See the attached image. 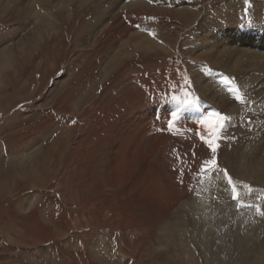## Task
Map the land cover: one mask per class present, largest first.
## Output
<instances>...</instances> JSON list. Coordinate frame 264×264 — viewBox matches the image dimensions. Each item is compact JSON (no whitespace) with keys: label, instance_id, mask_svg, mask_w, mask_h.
Segmentation results:
<instances>
[{"label":"rangeland","instance_id":"374dc122","mask_svg":"<svg viewBox=\"0 0 264 264\" xmlns=\"http://www.w3.org/2000/svg\"><path fill=\"white\" fill-rule=\"evenodd\" d=\"M252 22L264 25V0H0V264H243L237 243L253 255L244 264H264V203L242 191L264 183L226 168L264 153V125L253 116L264 118V52L252 59L256 67L242 69L221 44L194 45L208 28L217 42L229 29L239 37L262 33ZM139 35L167 48L129 50ZM254 44L264 42L257 37ZM156 106L174 108L177 118L134 144L129 130L148 129ZM244 124L262 135L254 139ZM167 135L162 154L155 141ZM56 140L62 157L54 159ZM206 140L219 144L213 155ZM213 159L216 167L205 166ZM158 164L177 182L181 166L193 172L189 208L214 179L231 187L229 195L206 194L215 207L228 202L235 212L201 219V245L188 227L180 243L172 230L173 213H188L200 237L187 204L147 206L152 177L143 169L150 165L176 197Z\"/></svg>","mask_w":264,"mask_h":264},{"label":"bare ground","instance_id":"6f19581e","mask_svg":"<svg viewBox=\"0 0 264 264\" xmlns=\"http://www.w3.org/2000/svg\"><path fill=\"white\" fill-rule=\"evenodd\" d=\"M251 25L252 26H256V27H262V29H261L262 33H258V32H255V31H248L247 34H241V37H239V36H237L235 34V31L237 29H229V30H227V37H225V35L222 33L220 35L221 42H217L216 37L212 36L213 32H212L211 28H208L206 32L205 31L199 32V37L200 38H197L198 39V43H196L194 45L195 46H199L201 48H204L205 45H208V44L212 45V46H214L216 44L217 45L221 44L224 48H226L227 52L230 53L229 59L234 58L236 56L238 57L237 63H235V64L237 66H239V64L241 63V67L239 66L240 68L244 69V66H245L244 64H246L247 66L256 67L255 62L252 59L255 57V54L257 52H264V44L256 45L254 43H255V38H257V37H258L259 41L261 40L262 42H264V25L260 24L258 22H256V23L252 22ZM201 35L204 36L206 42L200 43L201 40H202ZM156 39H157L156 36L139 35L138 36V40L140 42L139 43H133V45H130L128 48H129V50L131 48V51H134L135 49H138V50L139 49H146L147 50V49H151V48L156 49L158 47L167 48V46L165 44H160V42H159V44H160L159 45L158 43H156ZM147 40H150V42L147 41ZM237 44H240L242 47L239 48ZM192 49H190V50H192ZM151 50H153V49H151ZM2 61H3V59H2ZM242 63H244V64H242ZM174 65H176V63ZM182 76L185 77L184 76V72H183ZM207 94H208V92H207ZM209 97L215 102L214 103V105H215L216 102H217L216 99H215V95L213 94V96H212V94H210ZM158 108H159L158 106L154 107L150 111L149 116L146 118L145 123L149 126L148 129H146L145 131H139V132H137L135 128L129 130L131 134H135L134 137H133L134 144L139 146V143L143 141V138H144V135H145L146 132H150L151 134H153V132H155V130H158V127L160 126V124L164 125V124H166L167 120L171 119L172 114L175 111L174 108H168V107L164 108L163 107V108H161V110H158ZM254 112L255 111H253V116H254V118L257 119V122H258L257 125H264V118L261 117L260 115H256L255 113H257V112H255V113ZM194 113L195 114H199V110L197 112H194ZM204 114L206 116H210V115H212V112L210 110H206V112H204ZM247 115H249V114H247ZM229 124H231V123H229ZM167 125L168 126L169 125H173V126H176L177 128H179L174 123H171V124L167 123ZM243 129H245V131H247L248 129H251L255 133L254 139H256V137H259V136L262 135V132H260V130L258 128H256L253 124L251 126H248V125L246 126V124H244L243 125ZM187 130L188 129H186V133H187ZM242 132L243 131H241V134H242ZM233 133H237V130L235 129L233 131ZM178 134L180 136L184 137L183 136V131L182 132H178ZM234 136L236 137V134ZM168 138H169V136L167 135V136L163 137L160 142H159V139H156L155 142L157 143V146L159 147L158 149L161 150V148H164V144L167 143V141H168L167 139ZM247 140H248V144L249 145H251L252 147H255V145L259 144V142L264 141V138L259 140V142L257 140H249L248 137H247ZM180 141L184 142L183 139H181ZM185 141H187L188 145H189L190 136L188 135V133H187V138H185ZM160 143L162 144V147L160 146ZM174 143H175V141H174ZM231 145H237V144H231ZM58 147H59V143L56 140L55 142L52 143V148L50 150L52 152V155H53L54 159H56L58 157H62L61 154L60 155L55 154L56 149ZM262 147L264 149V142L262 144ZM155 148H157V147H155ZM209 151L213 155V153L211 152V149H209ZM166 152H167V150L164 148L162 150V154H165ZM169 152H171V151H169ZM173 152H172V154H173ZM154 156L155 155H153V153L151 151L150 152V159H152ZM254 159H255L256 162L252 161V162H250V164H248V163L242 162L241 159L236 158L235 161H233L232 163L228 164L226 166V168H229L230 171L235 172V174H237V175L239 174L238 176L239 177L240 176L243 177L245 180L254 179V180H257L258 184L259 183H264V153H263L262 157H259L256 154L253 155L252 160H254ZM239 164H241L242 165V169H244L243 175H241L242 174L241 172L238 173L239 169L237 167H238ZM183 166L187 167L188 164L187 165H183ZM149 167H152V165H150ZM157 167L165 171V173H166L165 177H166L167 182L171 178V187L172 188L174 187V191H175L176 197L174 199V197H172V194L169 191H167L168 190V186L164 185V183L161 181V179L156 174V171H155V169H153V167H152V170H148V168L147 169H143L142 168L146 175L149 174L152 177V181H150V186L146 190V204H147V206H154V205L158 204V205L162 206L163 208H165L167 211H169L171 208L174 209L175 205L184 206L186 208V205H185V204H187L186 203L187 202L186 201V197L189 196L192 192L194 193L195 189H196L195 188L196 183L193 180V172H189L188 171L187 173L186 172L184 173V169H183V171L179 170V169L182 168V166L181 167L179 166L180 168L177 169L178 170L177 174L175 173L176 174L175 179L177 178V176L180 175V172L182 173V175H180V176H184V179L183 180L176 179V180H178V182H177V181H175L173 179L172 174L170 172H167V170H165L163 165L158 164ZM46 169L48 171L50 169L49 166ZM211 173H212V171L210 173H208L207 177ZM224 177H225V175H224ZM241 181H243V180H241ZM240 185L242 187H244V183L240 184ZM216 190H218V193H221V190H224V194L225 195H229L231 193V187L229 186L227 181H224V179L222 177H220L218 179H214L213 181H211V183H209L207 185L206 190L203 189L202 191H200V192H202V195H199L198 197L195 198L194 203H192V206L189 208V204H187V208L188 209H185V210H188V212L192 213V214L190 213L191 215L190 214L189 215H190L192 221L194 222V225H195L196 229L198 228V230L200 231V237H198V235L196 236L194 234V231L192 232V230H194V227H193V224L191 223V221H189L188 213H186L185 210H184V213L187 214L186 217L182 213H177V214L173 213V215L175 216V220L173 221L174 223L171 224V227H172V230L174 231V233L176 231L179 232V235H178V242L179 243L183 241V236H185L187 234V232L185 230L188 227V230H189L188 234H190L188 236L190 238L191 237L194 238V240H196V242L199 245H201L203 243L202 239L204 238V236H203L204 235V231H203L204 230V226H203V224H205L204 222H202L201 219L205 220V218H209L213 214H219L222 217L224 210L228 209V208L230 209V210L228 209L230 211V212L228 211L229 214H233L235 212V211H233V208H231V205L228 204V202H227V204H226V202H223V203H225V205H222V206L218 205V206L215 207L213 205L214 201H211L212 197L209 198V197L206 196V194L208 193V194H210L212 196V194H214V192ZM247 190H249V192H246ZM242 191H243V194L244 193H246V194L249 193L248 194L250 196L249 198L252 197V201L254 199L253 197L255 196L256 197L255 198L256 201H254L255 203H257V204H263L264 203V189H256V190L252 189V191H250V189L244 188V189H242ZM131 194H132L131 190H128V195L131 196ZM224 194H219V196L222 198V195H224ZM166 197L169 198V200ZM222 200L224 201L223 198H222ZM225 200H226V198H225ZM262 206L264 207V204ZM245 207H246V205H245ZM241 211L243 212V210H241ZM254 212L255 211H253V210L246 209L244 213L247 215L248 218H250V217H255V213ZM199 215H200V218H199ZM155 217H156V214H155ZM178 218H179L180 221L177 220ZM256 221H257V219L255 220V222ZM177 222L180 223L178 226L183 227V229L177 230L175 228L176 227L175 224L176 225L178 224ZM213 224L214 223H212V225ZM191 225H192V227H191ZM206 225H209V223H207ZM174 228H175V230H174ZM238 228H239V226H238ZM249 230H251V229H249ZM244 231H245V229H244ZM208 235H209V231H208V234L206 236H208ZM186 241H188V240H186ZM237 244L239 246L238 251L239 250L241 251L240 255H242L244 257L243 258L244 261L242 260L243 264H244L247 261L248 257L249 256L253 257V255H250V254L243 255V252H242L243 247L241 246L240 243H237ZM234 246H236V245L234 244ZM235 249L237 250L236 247H235ZM227 250H229V248ZM188 257H190V256H188ZM190 258L191 259L193 258L194 261H197L194 257H190Z\"/></svg>","mask_w":264,"mask_h":264},{"label":"snow or ice","instance_id":"6c2138e0","mask_svg":"<svg viewBox=\"0 0 264 264\" xmlns=\"http://www.w3.org/2000/svg\"><path fill=\"white\" fill-rule=\"evenodd\" d=\"M237 99H240L239 97H236ZM213 117H217L219 121H225L228 118L226 116L221 115L219 112H214L212 114ZM177 118V114L173 113L172 119L175 120ZM218 127H223V124H218ZM203 139V137H202ZM205 143H207L208 147L211 149L212 153H216L219 147V144L216 142H213L212 140H206ZM205 166L211 164L212 167H216L217 161L215 159L211 160V161H205L204 162ZM200 171H205V167H201ZM230 179V178H229Z\"/></svg>","mask_w":264,"mask_h":264}]
</instances>
